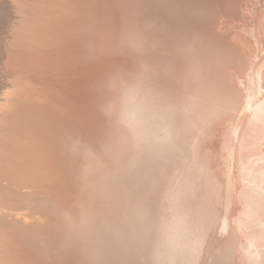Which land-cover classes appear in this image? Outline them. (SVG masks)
<instances>
[{"label": "bare ground", "instance_id": "1", "mask_svg": "<svg viewBox=\"0 0 264 264\" xmlns=\"http://www.w3.org/2000/svg\"><path fill=\"white\" fill-rule=\"evenodd\" d=\"M1 77L0 264H264L257 1L0 0Z\"/></svg>", "mask_w": 264, "mask_h": 264}, {"label": "rangeland", "instance_id": "2", "mask_svg": "<svg viewBox=\"0 0 264 264\" xmlns=\"http://www.w3.org/2000/svg\"><path fill=\"white\" fill-rule=\"evenodd\" d=\"M256 1L258 2L259 6H263V7H264V0H255V1H252V0H251V3H253V2L256 3ZM260 1H261V2H260ZM241 2H242V1H241ZM238 3H240V1H239ZM233 12H235V11H234V10H230V11H229V13H231V14H233ZM237 13H238V12H237ZM255 45H257V44L255 43ZM240 75H241V76H244V71H242V72L240 73ZM1 79H2V81H1ZM240 81H241V79H240ZM6 82H7V80H6L5 77H4V78H3V77L0 78V91L4 90L2 87H4V86L7 84ZM4 84H5V85H4ZM1 88H2V90H1ZM4 88L6 89V87H4ZM88 119L91 120V117L88 116ZM230 123H231V122H230L229 119H226L225 121L220 122V130L217 132V136L215 137V139H217V138L220 137V132H221L222 130H224L225 127H227ZM210 163H211V165L214 167V170H215L216 172H222L224 169H227V168H228V161H227V160H224L222 157H218V156H216V155H213V156L211 157V161H210ZM231 169H232V167H231ZM231 174H232V171H231ZM238 185H239L238 183H235V185L233 186V191H234V192L236 191Z\"/></svg>", "mask_w": 264, "mask_h": 264}]
</instances>
